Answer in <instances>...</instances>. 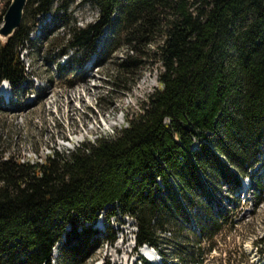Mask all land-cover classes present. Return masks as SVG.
Returning <instances> with one entry per match:
<instances>
[{"label": "trees", "instance_id": "obj_1", "mask_svg": "<svg viewBox=\"0 0 264 264\" xmlns=\"http://www.w3.org/2000/svg\"><path fill=\"white\" fill-rule=\"evenodd\" d=\"M58 1L29 0L21 25L0 40V84L16 90L26 82L20 54L30 20L51 15ZM86 2L98 20L74 26L62 53L90 56L104 30H118L127 51L111 84L133 80L152 60L159 87L123 128L69 153L53 149L33 162L0 153V264H83L113 241L93 225L102 210L109 217L116 209L136 216L138 245L176 242L185 264H200L197 238L180 248L191 218L209 239L227 222L205 189L237 190L263 153L264 0ZM255 183V196L263 195L264 183ZM253 244L263 260L264 236Z\"/></svg>", "mask_w": 264, "mask_h": 264}, {"label": "rangeland", "instance_id": "obj_2", "mask_svg": "<svg viewBox=\"0 0 264 264\" xmlns=\"http://www.w3.org/2000/svg\"><path fill=\"white\" fill-rule=\"evenodd\" d=\"M11 1L0 0V26ZM54 8L51 15L28 23L34 26L20 54L26 82L19 89L12 88L9 97L0 95V153L5 157L39 161L53 149L69 153L83 142L112 135L126 125V114L137 111L159 87L158 64L155 66L152 60L136 72L133 80L125 82L121 78L119 86L111 84L109 79L117 76L119 59L127 51L118 30H104L96 53L90 56L76 50L62 53L72 40L70 30L95 23L99 11L86 0H59ZM25 18L29 20L30 16ZM262 152L256 166L240 177L237 190L225 183L205 189L213 210L222 209L227 222L209 239L199 236L191 218L180 248L187 252L189 243H196L197 238L203 247L200 264H229L228 257L233 260L230 264H264L253 244L256 237L264 236V195L254 194L255 182L264 183V143ZM93 228L97 229L95 224ZM177 245L172 242L160 250L167 264H185L179 257L184 254L176 252ZM104 252L106 260L121 264L120 253L116 255L109 248L101 249ZM95 260L98 257L94 254L83 264H95Z\"/></svg>", "mask_w": 264, "mask_h": 264}, {"label": "built area", "instance_id": "obj_3", "mask_svg": "<svg viewBox=\"0 0 264 264\" xmlns=\"http://www.w3.org/2000/svg\"><path fill=\"white\" fill-rule=\"evenodd\" d=\"M23 160V159H22ZM251 180V179H250ZM95 226L104 234L108 231L114 235L113 241H104L102 246L96 250L95 264H104L106 261L105 252L102 254L101 249H113L114 253H120L121 264H163L167 263V259H162L160 250L167 247L170 243H163L160 246H150L148 244L138 245L137 234L139 231L138 220L135 215L130 212H122L116 209L115 213L106 217V210H102L98 215ZM172 236L170 230H165L161 233L164 240H169ZM145 250L153 252V257L146 254ZM164 260V261H163ZM110 264L114 262L108 261Z\"/></svg>", "mask_w": 264, "mask_h": 264}, {"label": "water", "instance_id": "obj_4", "mask_svg": "<svg viewBox=\"0 0 264 264\" xmlns=\"http://www.w3.org/2000/svg\"><path fill=\"white\" fill-rule=\"evenodd\" d=\"M29 0H12L3 16L0 26V40L4 43L11 37L23 21L24 9Z\"/></svg>", "mask_w": 264, "mask_h": 264}, {"label": "bare ground", "instance_id": "obj_5", "mask_svg": "<svg viewBox=\"0 0 264 264\" xmlns=\"http://www.w3.org/2000/svg\"><path fill=\"white\" fill-rule=\"evenodd\" d=\"M0 95H2V93H1V90H0ZM11 102H10V100L9 101H7V104H10ZM246 191V189L244 190V192ZM146 251V254L148 255V256H150V257H153L152 255H153V252L152 251H149V250H145Z\"/></svg>", "mask_w": 264, "mask_h": 264}]
</instances>
